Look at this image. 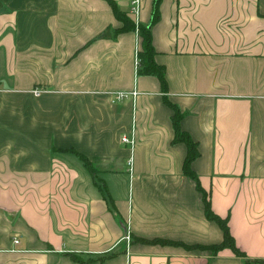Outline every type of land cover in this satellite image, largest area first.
<instances>
[{"label":"crops","instance_id":"1","mask_svg":"<svg viewBox=\"0 0 264 264\" xmlns=\"http://www.w3.org/2000/svg\"><path fill=\"white\" fill-rule=\"evenodd\" d=\"M153 4L0 0V264H264V0Z\"/></svg>","mask_w":264,"mask_h":264},{"label":"trees","instance_id":"2","mask_svg":"<svg viewBox=\"0 0 264 264\" xmlns=\"http://www.w3.org/2000/svg\"><path fill=\"white\" fill-rule=\"evenodd\" d=\"M159 0H154L153 4V10H152V20L153 22L157 15V5ZM114 13L116 18L123 21V26L120 28V31L129 30L135 27V24L133 21L129 20V18L122 12H120L118 9H114ZM139 33L141 37V48L137 53L138 63H137V73L141 75H155L160 83L163 91H166V80H165V68L163 65H159L154 60V49L152 45L151 40V33L149 29L146 26L139 25ZM170 107L173 110L172 115V122L175 130V141H183L187 146V153L183 162V171L184 173L194 179L196 181L197 188L202 191L197 175L191 170L190 163L191 161L197 157L198 150L197 145L194 141L190 139V137L183 133L179 128V118H180V112L175 107V105L170 104ZM204 196V193H203ZM204 207H205V215L208 219L215 221L219 227L222 230L223 239L219 244H215L211 247V251H217L221 248L229 247L233 250V252L237 255H243L238 248L234 245L233 238L229 234V230L227 227V220L222 219L216 214H214L209 206V203L206 201V198L204 199Z\"/></svg>","mask_w":264,"mask_h":264},{"label":"built area","instance_id":"3","mask_svg":"<svg viewBox=\"0 0 264 264\" xmlns=\"http://www.w3.org/2000/svg\"><path fill=\"white\" fill-rule=\"evenodd\" d=\"M140 7H141V0H130V13H132L136 18L138 17L139 11H140ZM137 63H138V58H137ZM33 93L37 96L40 94V90L34 89ZM136 94L135 91H130V92H116L114 97L116 99H122V98H126L128 96H134ZM121 141L124 144H129L131 147L134 146V139L131 137H127V136H122L121 137ZM131 162H132V157L129 156L127 159V166L129 169H131ZM15 242H17V240H15Z\"/></svg>","mask_w":264,"mask_h":264}]
</instances>
